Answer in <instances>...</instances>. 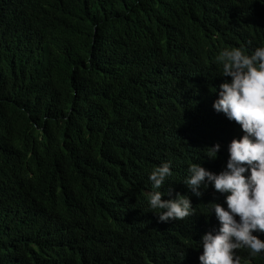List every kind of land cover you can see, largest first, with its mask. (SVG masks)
Masks as SVG:
<instances>
[{"label":"trees","instance_id":"trees-1","mask_svg":"<svg viewBox=\"0 0 264 264\" xmlns=\"http://www.w3.org/2000/svg\"><path fill=\"white\" fill-rule=\"evenodd\" d=\"M261 44L264 0H0V264H199L220 197L187 168L219 174L242 136L215 57ZM165 161L162 199L193 207L167 223L145 197Z\"/></svg>","mask_w":264,"mask_h":264},{"label":"clouds","instance_id":"clouds-1","mask_svg":"<svg viewBox=\"0 0 264 264\" xmlns=\"http://www.w3.org/2000/svg\"><path fill=\"white\" fill-rule=\"evenodd\" d=\"M220 76L225 80L213 93L217 98L213 109L240 126L241 137L227 146L226 167L219 174L200 164H190L183 184L197 198L202 189L213 188L211 196L218 203L206 205L207 214H215L217 222L211 231L199 236L194 260L199 264H241L238 249H247L254 257L264 253V44L248 52L243 47H225L215 57ZM220 145L204 150L209 159H216ZM172 162L156 166L148 179L151 191L145 197L159 222L184 219L192 215L190 197L172 190L162 192L166 178L172 176ZM194 261V262H195Z\"/></svg>","mask_w":264,"mask_h":264}]
</instances>
